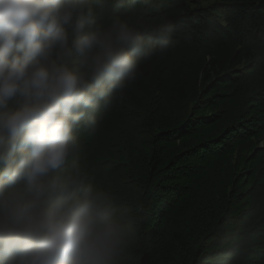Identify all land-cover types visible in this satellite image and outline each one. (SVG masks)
<instances>
[{
  "label": "trees",
  "instance_id": "1",
  "mask_svg": "<svg viewBox=\"0 0 264 264\" xmlns=\"http://www.w3.org/2000/svg\"><path fill=\"white\" fill-rule=\"evenodd\" d=\"M172 29L84 140L133 224L128 264H264V0H119Z\"/></svg>",
  "mask_w": 264,
  "mask_h": 264
},
{
  "label": "clouds",
  "instance_id": "2",
  "mask_svg": "<svg viewBox=\"0 0 264 264\" xmlns=\"http://www.w3.org/2000/svg\"><path fill=\"white\" fill-rule=\"evenodd\" d=\"M119 0H0V264H128L131 219L84 140L171 44Z\"/></svg>",
  "mask_w": 264,
  "mask_h": 264
}]
</instances>
